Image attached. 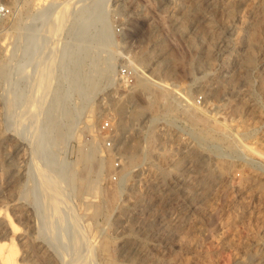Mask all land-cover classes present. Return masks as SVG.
Wrapping results in <instances>:
<instances>
[{
	"label": "rangeland",
	"instance_id": "obj_1",
	"mask_svg": "<svg viewBox=\"0 0 264 264\" xmlns=\"http://www.w3.org/2000/svg\"><path fill=\"white\" fill-rule=\"evenodd\" d=\"M0 245L264 264V0H0Z\"/></svg>",
	"mask_w": 264,
	"mask_h": 264
},
{
	"label": "bare ground",
	"instance_id": "obj_2",
	"mask_svg": "<svg viewBox=\"0 0 264 264\" xmlns=\"http://www.w3.org/2000/svg\"><path fill=\"white\" fill-rule=\"evenodd\" d=\"M31 35H32V33H30ZM31 45V44H30ZM29 44L24 48V53H27L28 52V50H29V48L31 47ZM33 45V44H32ZM33 48H34V46H33ZM23 53V54H24ZM110 70V69H109ZM108 70V71H109ZM111 73H112V69H111V71H110ZM108 74H109V72H107ZM76 77L78 76L79 77V75H75ZM90 76V75H89ZM88 77V76H87ZM109 78H110V75H109ZM72 79H74V78H72ZM79 79V78H78ZM81 79H82V77H81ZM76 78H75V82H76ZM86 80H88V79H86ZM90 80V79H89ZM74 82V81H73ZM143 82H141V84H140V86H143V87H146L145 86V83H143ZM75 84V83H74ZM91 84H93V83H90L89 85H88V87H87V90L90 88V85ZM156 93H157V91H156ZM155 93V94H156ZM169 94V93H168ZM168 97V95L165 93H161V92H159V94L157 93V95L155 96V99L154 100H152V101H150L149 102V105H150V107H152V106H154L155 104H156V102L157 101H159V100H164L165 98H167ZM169 98V97H168ZM167 98V99H168ZM59 102V101H58ZM58 104V103H57ZM59 105H60V103H59ZM55 106V105H54ZM58 106V105H57ZM170 107H171V105L169 104L168 105V109L167 110H169L170 111ZM172 108V107H171ZM173 110V109H172ZM72 111V110H71ZM73 111H74V109H73ZM78 111V110H77ZM60 112V111H59ZM65 112V111H64ZM170 112H172V111H170ZM62 112H60L59 114H61ZM65 113H67V112H65ZM52 114H54V113H52ZM68 114H69V112H68ZM71 114V113H70ZM75 114H76V112H75ZM78 114V113H77ZM64 115V114H63ZM141 115H142V109H139V110H137L134 114H133V116H132V119L133 120H137V119H139L140 117H141ZM175 116V115H174ZM63 117V116H62ZM75 117V116H74ZM54 118V117H53ZM77 118H78V115H77ZM49 121V120H48ZM50 121H51V119H50ZM76 121V120H75ZM74 121V122H75ZM52 122V121H51ZM50 122V123H51ZM74 124H76V123H74ZM73 124V125H74ZM71 126V125H70ZM75 126V125H74ZM50 127H51V125H50ZM54 127V126H53ZM55 128V127H54ZM72 129V131H73V127H71ZM72 131H70V132H72ZM67 134V133H66ZM69 136H73V134H71V135H69ZM152 141H154V139H153V136H151V142ZM65 143V142H64ZM67 143H68V141H67ZM67 143H65V144H67ZM64 145V144H63ZM67 146H68V144H67ZM67 146H65V148L67 147ZM91 146V145H90ZM141 150V149H140ZM66 153V152H65ZM94 148L92 147L91 149H90V151H89V153H87V154H85V156H84V166H85V170L87 171V172H89L90 173V170L92 169V163H93V159H94ZM138 158L140 159L141 157H140V154L139 153H137V154H134L133 152H131L130 154H129V159H130V163H131V166L133 165V163L136 161V160H138ZM101 164L102 163H99V167L101 166ZM130 165V164H129ZM100 169V168H99ZM84 170V171H85ZM46 171V170H45ZM47 172V171H46ZM86 175V174H85ZM89 177H90V175H89ZM83 179V181H82V183L83 182H85L86 183V186H87V188H89V187H97V184L96 183H94L93 181H92V183H90V181L88 180L87 181V178H82ZM81 180V179H80ZM84 183V184H85ZM82 186H84L83 184H82ZM85 186V187H86ZM122 184H121V186L120 187H117V189L114 191V196L115 197H117L118 195H120L121 193H122ZM98 188V187H97ZM94 189V188H93ZM96 190V189H95ZM4 243V242H3ZM5 244V243H4ZM0 248H1V245H0ZM4 254H5V252H4ZM5 256V255H4ZM11 263V262H10ZM9 264V263H8Z\"/></svg>",
	"mask_w": 264,
	"mask_h": 264
},
{
	"label": "built area",
	"instance_id": "obj_3",
	"mask_svg": "<svg viewBox=\"0 0 264 264\" xmlns=\"http://www.w3.org/2000/svg\"><path fill=\"white\" fill-rule=\"evenodd\" d=\"M105 126H106L107 128H108V127H110V125H109L108 123H106V125H105Z\"/></svg>",
	"mask_w": 264,
	"mask_h": 264
}]
</instances>
